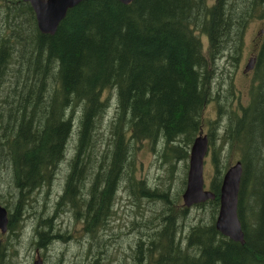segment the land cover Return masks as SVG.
I'll return each mask as SVG.
<instances>
[{
  "label": "trees",
  "instance_id": "trees-1",
  "mask_svg": "<svg viewBox=\"0 0 264 264\" xmlns=\"http://www.w3.org/2000/svg\"><path fill=\"white\" fill-rule=\"evenodd\" d=\"M34 18L28 2L0 0V191H10L0 203L12 233L7 243L0 239V264L15 262L24 233L45 254L74 231L83 234L74 264H264V0H82L52 35L39 32ZM252 20L262 22L263 37L245 105L232 74ZM105 89L115 95L106 136L98 127L109 106ZM212 100L216 117L208 120ZM204 126L214 196L186 207L189 147ZM144 141L160 147L166 168L153 185L136 173V144ZM234 161L242 166V243L214 221ZM64 162L60 193L46 211ZM41 190L43 210L27 213ZM121 196L151 211L118 230L122 247L110 252ZM193 206L202 209L195 221ZM65 214L80 226L59 228Z\"/></svg>",
  "mask_w": 264,
  "mask_h": 264
},
{
  "label": "rangeland",
  "instance_id": "rangeland-1",
  "mask_svg": "<svg viewBox=\"0 0 264 264\" xmlns=\"http://www.w3.org/2000/svg\"><path fill=\"white\" fill-rule=\"evenodd\" d=\"M245 36L243 40V46L241 49V55L239 59V63L234 69V73L232 74L233 77V90L236 95V100L239 98V101L241 103L249 102L250 100V93L249 88L250 86H253L256 84L255 74L253 72L254 65L252 68L245 70V66L248 63V60L252 56H257V51L259 49L258 46L260 43V40L262 42V35H263V25L260 20H252L250 23H247L246 29H245ZM202 39L204 43L206 42V37L202 36ZM258 47V48H257ZM257 58V57H256ZM255 58V62H256ZM109 94V106L106 116L101 121V124L99 127V132L103 133L104 136L107 135V128L105 127L107 125V122L112 115L113 109L115 107V95L114 90L105 89L103 92L104 96H107ZM210 102L205 110H204V116L206 119H213L216 117V104L215 102ZM202 131L204 134L207 133L206 126L202 128ZM74 133H72V137L70 141V146H72L74 142ZM138 149H136V161L138 165V169L136 171L138 176H144L146 180L151 184H155V182L163 181L166 176V168L163 166V164L160 165V159H159V146H155L153 149L148 145L146 141L142 143H137ZM208 154V153H207ZM206 159H204V165H203V178H204V189H209L210 180L212 177V166L209 163V154L206 155ZM235 162V161H234ZM232 162V163H234ZM231 163V164H232ZM66 163L64 162L61 166V169L58 174V180L56 182V188L54 190V193L50 196L48 202L46 203V211H52L53 209V202H55L56 197L59 195L61 190V186L63 184L64 175L66 172ZM179 167V174L174 177L178 181L179 176L183 175L182 172V161L178 162V166L176 165V169H174V172ZM188 168V167H187ZM178 173V171L176 172ZM187 174V171H186ZM8 180L9 177H6ZM6 180V181H7ZM175 187V185H172V188ZM10 191L7 188H3L0 191V194L3 195L6 199H10ZM37 201L33 202V206L29 207L27 213H31L34 211L40 212L43 210V197H44V191H39V193H36ZM3 205V203H2ZM191 210V216L192 221H195V218H197L198 214L202 211V209H197L194 206L190 208ZM151 211V208L149 205L145 203V201L141 202L140 206H137L136 203L133 200L127 199L126 197L120 198L118 200V203L116 205V215L114 216V219L112 220L113 224V231L116 234V242L113 243L110 247V252L116 250V248L122 247V236L119 238L117 235L118 230L122 232H127L130 225H128L129 220L133 218H139L140 214L143 213V216H146L148 212ZM55 223H58L59 228L62 230L68 229L72 231L76 226H80V223L74 222V220L71 218L70 215L65 214L60 217L59 220H56ZM7 231V230H6ZM25 232V231H24ZM12 233L10 231H7L4 236L0 233V239L7 243L11 239ZM74 239L69 240L68 243H63L61 241H56L54 245H51L45 254H43L40 250L34 249L33 245H31L29 241V235L30 233H24V236L26 235V239L24 237H21L20 243L17 246V258L15 259V262L12 264H32V262L39 256L41 258L43 264H57L58 258L61 257L60 264H74V262H79L82 258V245H78L77 239L82 236L79 231H74ZM23 243H22V242ZM83 242H86L85 239L82 240ZM22 243V244H21ZM21 244V245H20ZM117 249V250H118ZM109 252L110 258H115L117 254H113ZM118 253V251H117ZM106 262V260H105ZM104 264H117L115 259H112L109 263Z\"/></svg>",
  "mask_w": 264,
  "mask_h": 264
},
{
  "label": "water",
  "instance_id": "water-1",
  "mask_svg": "<svg viewBox=\"0 0 264 264\" xmlns=\"http://www.w3.org/2000/svg\"><path fill=\"white\" fill-rule=\"evenodd\" d=\"M28 2L32 8L39 32L52 35L67 11L82 0H22ZM130 4L132 0H119ZM255 56H252L245 66V70L253 67ZM207 135L200 131L189 147L186 184L182 194V202L186 207L212 199L214 194L210 189H204L203 165L207 152ZM240 161H235L224 170L219 189V208L216 215L215 227L223 235L234 241L243 242V233L237 215V195L242 174ZM7 209L0 203V232L5 233L8 223ZM32 264H43L37 258Z\"/></svg>",
  "mask_w": 264,
  "mask_h": 264
},
{
  "label": "flooded vegetation",
  "instance_id": "flooded-vegetation-1",
  "mask_svg": "<svg viewBox=\"0 0 264 264\" xmlns=\"http://www.w3.org/2000/svg\"><path fill=\"white\" fill-rule=\"evenodd\" d=\"M260 43H261V40H260ZM260 43H259V45H260ZM258 48V47H257ZM2 234V233H1Z\"/></svg>",
  "mask_w": 264,
  "mask_h": 264
}]
</instances>
